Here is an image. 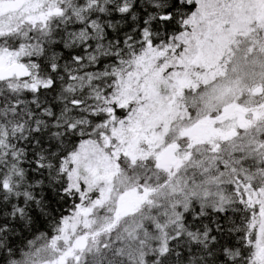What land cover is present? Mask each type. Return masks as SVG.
Masks as SVG:
<instances>
[{"label": "snow or ice", "instance_id": "obj_1", "mask_svg": "<svg viewBox=\"0 0 264 264\" xmlns=\"http://www.w3.org/2000/svg\"><path fill=\"white\" fill-rule=\"evenodd\" d=\"M0 264H264V0H0Z\"/></svg>", "mask_w": 264, "mask_h": 264}]
</instances>
